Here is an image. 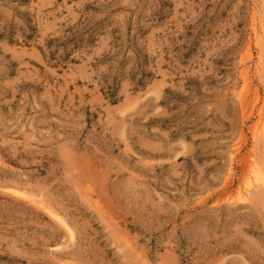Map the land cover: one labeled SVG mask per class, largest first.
<instances>
[{
  "label": "rangeland",
  "instance_id": "obj_1",
  "mask_svg": "<svg viewBox=\"0 0 264 264\" xmlns=\"http://www.w3.org/2000/svg\"><path fill=\"white\" fill-rule=\"evenodd\" d=\"M249 163L264 0H0V264H264Z\"/></svg>",
  "mask_w": 264,
  "mask_h": 264
},
{
  "label": "bare ground",
  "instance_id": "obj_2",
  "mask_svg": "<svg viewBox=\"0 0 264 264\" xmlns=\"http://www.w3.org/2000/svg\"><path fill=\"white\" fill-rule=\"evenodd\" d=\"M257 25V24H256ZM253 32H254V37H255V39H257V37H258V32H257V28H256V26H254V28H253ZM240 97H242V96H240ZM242 103V102H241ZM262 129H263V126H262ZM254 165V164H253ZM252 164H250L249 163V167H250V171H251V173L254 175L253 177L255 178V181L259 184V185H261V186H264V178H263V173H261V172H258L259 170H257V168L255 167L254 168V166H253ZM54 214V213H53ZM55 216V215H54ZM61 224H63L62 223V221H61ZM64 225V224H63ZM62 225V226H63ZM61 226V225H60ZM64 227V226H63ZM68 227V226H67ZM62 229H64V228H62ZM68 229V228H67ZM67 235L69 234L70 236H72V233L70 232V230L68 229V233H66ZM71 239L72 238H69V241H71ZM72 242H73V239H72Z\"/></svg>",
  "mask_w": 264,
  "mask_h": 264
}]
</instances>
